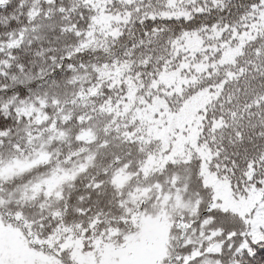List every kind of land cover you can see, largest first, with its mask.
<instances>
[{"label": "snow or ice", "instance_id": "1", "mask_svg": "<svg viewBox=\"0 0 264 264\" xmlns=\"http://www.w3.org/2000/svg\"><path fill=\"white\" fill-rule=\"evenodd\" d=\"M0 264H264V0H0Z\"/></svg>", "mask_w": 264, "mask_h": 264}]
</instances>
